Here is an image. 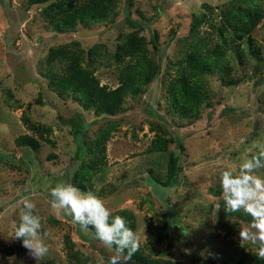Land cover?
I'll use <instances>...</instances> for the list:
<instances>
[{"label": "rangeland", "instance_id": "rangeland-1", "mask_svg": "<svg viewBox=\"0 0 264 264\" xmlns=\"http://www.w3.org/2000/svg\"><path fill=\"white\" fill-rule=\"evenodd\" d=\"M54 2L0 0V264H37L21 240L10 238L25 197L48 233L49 252L40 264H76L65 258L69 247L86 257L83 264H107L87 233L51 213L49 189L61 182L91 191L111 212H128L146 261L264 264L238 238L251 218L242 210L225 213L222 201L216 209L220 172L255 154L253 144L264 140V15L249 33L254 46L241 37L220 46L216 29L228 0H112L109 19L72 26L63 23L67 6ZM193 16L201 22L191 32ZM55 47L80 48L82 66L110 88L139 55L157 63L158 72L141 93L126 97L124 111L96 116L49 85L47 74L67 63L61 54L46 61ZM204 51L219 54L224 67L203 74L196 84L204 100L188 103L175 90L192 81L189 55ZM233 80L239 81L226 84ZM27 103L29 119L49 128L51 144L21 122ZM23 133L36 137L38 147L15 144ZM170 154L175 171L166 186ZM256 174L264 176V169Z\"/></svg>", "mask_w": 264, "mask_h": 264}, {"label": "trees", "instance_id": "trees-1", "mask_svg": "<svg viewBox=\"0 0 264 264\" xmlns=\"http://www.w3.org/2000/svg\"><path fill=\"white\" fill-rule=\"evenodd\" d=\"M29 3L43 2L46 0H27ZM66 5L67 12L64 15V25L69 23L71 26L75 23L92 24L99 21L109 19V11H111L112 0H85L84 3L77 4V0H57L54 2V6L59 4ZM246 0H228L220 8L221 22L216 29L217 38L220 40V46H228V42L235 39L243 38V42L248 46H254L253 41L249 35L250 31L258 24L260 19L264 15V8L257 0L249 1L243 4ZM209 7V6H208ZM210 9V7H209ZM208 21V20H206ZM198 17L193 16L190 22V31L194 32L197 26L200 24ZM62 23L55 24V27ZM58 29H64L58 26ZM224 32L226 34H224ZM151 46L153 49L157 48L156 33H152ZM61 47L51 48L46 55V61L49 62L61 54V57L67 59V63L64 64L59 73L49 72L47 74L48 83L51 86L54 93L61 98L72 99L83 110H91L96 116L100 115H115L124 111V101L128 95L135 96L141 93L144 87L151 81V79L158 72V64H149L144 61L142 56H138L139 60L133 64L127 65L121 69L118 73V84L110 88L105 84H100L98 78L94 75L93 71L89 68L82 66V51L80 48H73L72 50H61ZM205 52V53H204ZM201 52L194 56L190 54L186 60V66L189 67L188 74L192 77V81L187 83L185 87L180 86L176 89L177 96L187 97L189 103L193 98L199 97V90L197 82L201 76L205 73L212 71H221L224 67L220 64L219 54L214 51L206 54V51ZM233 53L238 60L243 56V49L240 44L233 46ZM239 80L228 81L226 84H234ZM224 83V82H223ZM7 97H11L8 93ZM204 100V96L197 99V103ZM8 101V99H7ZM14 107H19V104L14 102ZM30 103L26 104V109L21 112L20 120L24 126L34 133H37L39 137L45 135L44 141L51 144L52 141L48 137L50 130L48 127L43 126L37 122L29 119L26 113ZM41 135V136H40ZM15 144L19 146L30 147L35 149L39 143L36 137L23 133L14 138ZM166 142L163 141L161 149L164 150ZM102 152L97 150L96 153ZM169 167L166 173L164 185L170 186L172 183L175 167V158L173 154L168 158ZM80 185V184H78ZM113 216H121L127 222L129 221V214L125 210H115L111 212ZM179 232L176 229L172 231L177 232L180 237H184V230L178 227ZM93 231V229H89ZM22 248V241L21 245ZM65 258L70 263L83 264L86 257L72 248H68L65 251ZM139 264H183L182 262L171 261H159L150 260L146 261L143 256L137 251L133 256Z\"/></svg>", "mask_w": 264, "mask_h": 264}, {"label": "clouds", "instance_id": "clouds-1", "mask_svg": "<svg viewBox=\"0 0 264 264\" xmlns=\"http://www.w3.org/2000/svg\"><path fill=\"white\" fill-rule=\"evenodd\" d=\"M252 147L255 154L220 172L218 182L222 195L217 198L216 209L220 210L219 201H222L225 213L242 210L251 218L238 231V238L240 244L254 246L257 259L264 260V176L256 174L264 169V140ZM48 194L51 213L70 218V223L87 233L98 248L109 252L107 264H127L139 250V237L127 227L125 219L113 216L105 202L91 191H81L71 183L61 182L51 187ZM20 204L19 223L10 238L21 240L29 256L40 264L49 252L48 233L42 230L40 216L34 214L35 204L27 197Z\"/></svg>", "mask_w": 264, "mask_h": 264}, {"label": "water", "instance_id": "water-1", "mask_svg": "<svg viewBox=\"0 0 264 264\" xmlns=\"http://www.w3.org/2000/svg\"><path fill=\"white\" fill-rule=\"evenodd\" d=\"M92 246L94 247V249L98 252L101 253V256L105 259L108 260V257L111 255L109 252H107L105 249L102 248H98L96 246V243L92 241ZM127 264H139L138 262H136L134 259L131 258V260H129L127 262Z\"/></svg>", "mask_w": 264, "mask_h": 264}, {"label": "flooded vegetation", "instance_id": "flooded-vegetation-1", "mask_svg": "<svg viewBox=\"0 0 264 264\" xmlns=\"http://www.w3.org/2000/svg\"><path fill=\"white\" fill-rule=\"evenodd\" d=\"M101 255V253H99Z\"/></svg>", "mask_w": 264, "mask_h": 264}]
</instances>
